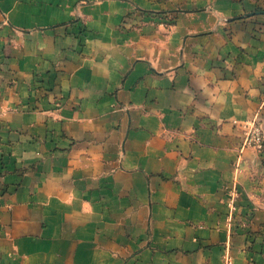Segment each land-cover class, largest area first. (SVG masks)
<instances>
[{
    "label": "crops",
    "instance_id": "0c3cea01",
    "mask_svg": "<svg viewBox=\"0 0 264 264\" xmlns=\"http://www.w3.org/2000/svg\"><path fill=\"white\" fill-rule=\"evenodd\" d=\"M246 122L264 0H0V264H264Z\"/></svg>",
    "mask_w": 264,
    "mask_h": 264
},
{
    "label": "built area",
    "instance_id": "2783aa9c",
    "mask_svg": "<svg viewBox=\"0 0 264 264\" xmlns=\"http://www.w3.org/2000/svg\"><path fill=\"white\" fill-rule=\"evenodd\" d=\"M244 145L253 146L259 151L264 148V135L261 126L256 122H246L243 127Z\"/></svg>",
    "mask_w": 264,
    "mask_h": 264
},
{
    "label": "rangeland",
    "instance_id": "374dc122",
    "mask_svg": "<svg viewBox=\"0 0 264 264\" xmlns=\"http://www.w3.org/2000/svg\"><path fill=\"white\" fill-rule=\"evenodd\" d=\"M163 13H165V10H162ZM3 77V76H2Z\"/></svg>",
    "mask_w": 264,
    "mask_h": 264
}]
</instances>
